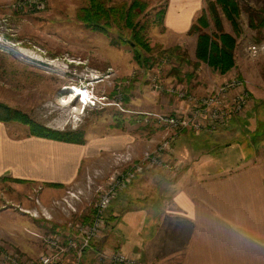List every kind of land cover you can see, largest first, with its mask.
<instances>
[{
    "label": "rangeland",
    "instance_id": "374dc122",
    "mask_svg": "<svg viewBox=\"0 0 264 264\" xmlns=\"http://www.w3.org/2000/svg\"><path fill=\"white\" fill-rule=\"evenodd\" d=\"M131 1L107 0L109 4ZM142 1L147 4V8L140 20L147 23L145 35L153 49L150 53L133 46L129 41L120 40L117 30L99 32L86 28L77 19V14L80 8L88 4V0H45L41 10L15 11L10 5L6 10L0 11V103L27 115L44 129L71 134L70 136L79 133L83 139L108 132L112 127L137 136H143V131L149 127L161 131L163 129L160 126L144 123L143 113L149 110L150 106L147 94L151 86L148 70L152 67L146 66L156 65L163 55L171 59L170 65L163 69L164 74L161 70L159 75L165 86L174 85L176 88L202 95L211 92L221 81L243 76L249 81L248 90L256 86L260 94H264V58H251L247 50L250 44L264 43V28L249 27L248 16L244 10L251 7L264 14V0H237L241 8L236 19L237 32L219 10L223 31L236 37L237 69L227 76H224L226 73L219 74L207 63L197 59V33L177 37L165 31L160 12L165 8L166 0ZM205 8L206 5L203 10ZM207 20L206 31L214 32V21L209 16ZM163 51L167 54H163ZM139 53L141 60L149 54L152 60H149L148 64L139 61ZM202 68L204 70H201ZM196 71H200L199 75ZM82 84L93 86L95 105L83 106L77 98L71 97L68 87ZM156 92L160 93H157L158 96L163 95V103L170 98L168 95H172L165 91ZM262 96L258 101L252 97V103L244 111L245 114L232 120L220 136L223 143L232 142L234 145V149H230L226 155L228 157L224 154L220 157V162L224 165L226 162H234L236 155L243 154L255 160H264V95ZM151 101L159 104L156 98ZM160 113L173 115L164 111ZM4 124L14 136L29 134V128L25 124ZM126 146L128 148L124 147L118 151L129 150L134 158L145 152L136 157L129 149L130 144ZM105 158L104 165L100 162L90 165L89 168L84 166L80 176L82 180L67 186L61 195L68 188L87 191L90 179L95 183L104 181L103 177L116 167L112 152ZM159 173L168 180L166 172ZM42 191V185L33 187L28 197L29 205L25 206L14 203L15 197L10 189L6 192L0 188V251L17 254L25 261L37 258L44 251L42 238L49 233L63 236L68 222L89 219L97 198L91 189L88 199L78 203L77 213L66 215L58 211L50 220L43 217L34 218L20 210L38 206L36 199L41 206L49 205L51 201L42 199ZM112 220L108 219V225L100 239L101 243L97 246L98 251L109 249L106 245L118 248L114 244L116 239H144L153 231L145 229L136 233V228L129 223L130 220L125 219V222L112 227ZM104 241L106 244L102 243ZM88 254L94 256V252H88L85 259H89Z\"/></svg>",
    "mask_w": 264,
    "mask_h": 264
},
{
    "label": "crops",
    "instance_id": "0c3cea01",
    "mask_svg": "<svg viewBox=\"0 0 264 264\" xmlns=\"http://www.w3.org/2000/svg\"><path fill=\"white\" fill-rule=\"evenodd\" d=\"M15 1L0 0V11ZM207 1L166 0L165 31L177 37L188 34ZM235 69L236 65L224 76ZM149 87L150 106L145 112L175 114L187 109V104L173 95L164 94L170 98L163 103V95ZM249 90L256 101L263 98L256 86ZM153 97L159 104L151 101ZM226 128L211 134L182 133L173 141V155L182 164L177 176L166 174V181L159 173L162 171L144 173L118 193L107 211L113 219L111 226L125 219L136 233L153 231L144 239H116L115 247L135 258L137 264H264V160L243 154L236 155L234 162L221 163L220 157H228L234 149L233 143L221 140ZM12 134L0 122V188L10 189L14 203L25 206L36 185L43 186L42 199L51 201L82 180L84 166L104 165L105 157L128 144L137 157L164 138L163 130L151 127L143 136L112 127L80 143ZM87 257L86 264H93L94 256Z\"/></svg>",
    "mask_w": 264,
    "mask_h": 264
},
{
    "label": "built area",
    "instance_id": "2783aa9c",
    "mask_svg": "<svg viewBox=\"0 0 264 264\" xmlns=\"http://www.w3.org/2000/svg\"><path fill=\"white\" fill-rule=\"evenodd\" d=\"M45 0H16L11 4L15 11L24 9L44 8ZM251 58H264V43H253L247 46ZM171 59L165 55L156 65L148 70V80L155 91H165L175 95L187 104V109L173 115L159 112H144V123L160 126L164 138L152 151H145L140 157L134 158L129 150L112 152L116 167L105 177L104 181L95 183L91 179L87 191L67 189L61 197L51 200L49 205L38 206L21 211L34 218L43 217L50 220L56 212L66 215L77 213L78 203L88 199L91 189L97 195L89 219L71 221L66 225L64 235L49 233L43 239L44 251L37 258L25 261L17 254L0 251V264H85L88 252H94L93 264H137L135 258L125 254L119 248L99 250L103 231L108 225L106 213L117 194L128 187L139 175L151 171H164L175 177L182 169L180 161L173 155V141L184 132L214 133L227 126L235 118L244 115L252 103V95L247 88V81L240 77H232L214 86L209 93L198 95L176 88L165 86L159 78L161 70L168 67ZM165 70L162 71L164 74ZM77 92H71L72 98H77L83 105H95L92 85H77ZM73 89V88H72ZM101 177V178H102ZM41 213V214H40ZM96 248V250H95ZM98 251V252H97Z\"/></svg>",
    "mask_w": 264,
    "mask_h": 264
},
{
    "label": "trees",
    "instance_id": "16d2710c",
    "mask_svg": "<svg viewBox=\"0 0 264 264\" xmlns=\"http://www.w3.org/2000/svg\"><path fill=\"white\" fill-rule=\"evenodd\" d=\"M146 8L147 4L142 0H132L130 3L120 2L115 4H109L107 0H88V4L78 10L77 19L91 31L109 32V29L117 30V37L120 40L124 42L129 41L131 44H134L133 46L150 53L153 49L150 47L145 35L147 28L145 24L147 25V23H142L140 20ZM219 10L230 21L234 31L237 32L238 26L236 19L241 11L238 1L213 0L207 1L205 10L195 19L188 34L197 33V59L207 63L219 74H225L235 65L236 37L223 31ZM244 10L248 16L249 27L254 29L264 28L263 13L251 7H246ZM163 13L164 9L160 14L163 16ZM208 16L214 21V32L206 31L208 28ZM163 54H167V52L163 51ZM140 57L141 54L137 56V58ZM149 60H152L150 54L141 60V62L148 64ZM152 66L148 64L146 67L151 68ZM0 122H18L25 124L29 128L28 135L37 137L77 143L83 142L84 140L79 133L70 136L71 134L67 135L44 129L27 115L3 103H0ZM228 143L231 144L232 142ZM106 219H109V212L106 213Z\"/></svg>",
    "mask_w": 264,
    "mask_h": 264
},
{
    "label": "bare ground",
    "instance_id": "6f19581e",
    "mask_svg": "<svg viewBox=\"0 0 264 264\" xmlns=\"http://www.w3.org/2000/svg\"><path fill=\"white\" fill-rule=\"evenodd\" d=\"M73 88V89H72ZM68 90L71 91V92H74L76 91L77 92V95L79 96V89H78V86L77 85H71L70 87H68ZM70 97V96H69ZM72 97V96H71ZM71 103V101H70ZM72 105V104H71Z\"/></svg>",
    "mask_w": 264,
    "mask_h": 264
}]
</instances>
